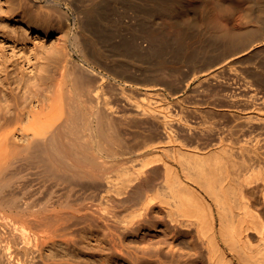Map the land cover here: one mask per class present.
<instances>
[{"label":"bare ground","instance_id":"bare-ground-1","mask_svg":"<svg viewBox=\"0 0 264 264\" xmlns=\"http://www.w3.org/2000/svg\"><path fill=\"white\" fill-rule=\"evenodd\" d=\"M109 2L91 0L85 10L80 11L83 19L75 46L78 49L85 47L87 60L95 65L100 60L111 59V66L119 65L129 71L130 82L119 81L115 96L134 108L140 124H149L150 127L154 123L155 126L156 123L164 125L162 129H165L163 134L167 143L161 144L172 152L168 154L163 149L164 153H160V147H154L156 150L150 156L139 155L134 160L125 155L127 158L117 159V153L111 147L89 146L86 133H104L107 127L114 125L118 115L99 87L83 94L84 100L77 107L71 102L65 103L60 93L59 98H53L45 107L48 112L37 116L28 130L21 127L22 110L17 107L11 114L9 105L1 102L0 132L12 125L19 127L0 134V228L5 232L3 237L0 235V241L3 240L0 243H7L4 250L7 248L8 252V258L5 260L3 255L4 261L0 258V264H47L44 258L43 263H39L44 247L53 248L61 243L70 245L72 220L80 218L81 208L78 206H84L85 201L91 205L90 209L93 208L87 209L92 212L86 211L89 215L85 219L90 216L91 223L98 221L101 232L110 235V240L112 238L118 247L124 244V237L134 233L139 234L143 245H147L144 243L148 242L150 232L145 228L154 222L155 226L163 225L156 228L157 231L172 238H193L190 243L192 251H186L188 255L175 250L174 241L170 239L166 240L169 251H165L161 243L158 244L162 247L156 245L155 252L152 250L157 257L170 255L172 264H264V248H258L252 240L256 237L264 244V207H260V202L264 206V175L261 177V168L256 169L264 163V105L261 106L264 96L260 95L263 91L256 92L264 89V70L260 73L263 81L253 75L258 83L253 76L250 78V82L255 80L252 85L247 83L255 87L250 95L253 102H246L250 105L249 111L245 107L248 112L241 115V122L243 125L246 122L247 128L240 129L242 125L239 131L236 129L238 132H233L235 124L241 120L236 123V116L234 128L227 134H230L229 139L223 128L225 134L221 130L215 133L219 128H215L214 133L211 130L213 136H206H215L218 141L214 138L216 145L212 144L215 146L211 149L208 145L207 151L206 148L198 149L204 153L194 150L199 146L188 150L180 148L176 143L180 138L176 140L177 133L173 131L176 128L171 129L170 125V130L168 127L170 121L168 124L167 118L160 114L141 110L128 99L122 86L131 85V90L151 95L160 88L157 85H164L165 78L181 73L187 64L196 67L204 63L201 70H205V79L234 63H248L249 70H258V73L263 68L260 67V53L264 51V20L257 18L254 27L230 29L198 25L203 17H196L195 13L188 19L183 16L186 12L198 11L199 5L181 3L180 7L160 10V14L175 15L174 24L166 18L158 21L141 14L137 20L139 28L132 31L130 41L119 37L118 46L131 47L130 51L125 50L128 56L110 58L106 39L111 24ZM34 4L38 5L35 0ZM263 4L264 0H258L254 12L262 9ZM11 6L15 5L12 3ZM164 7L169 8L170 4L164 3ZM211 7L202 5L199 14H207ZM230 13L227 12L228 16L233 15ZM174 26L179 27V31L167 32ZM190 30H205L209 36L191 35ZM54 53L60 60L68 57L67 61L71 63V54L65 49ZM23 80L22 75L17 77L18 88ZM8 89H13L10 73L2 66L0 93L5 101L9 100L6 97ZM74 134L78 135L74 137ZM130 162L121 172L114 173L118 166ZM259 179L262 183L254 185ZM260 185L263 186L262 198L255 191ZM150 186L152 190H149ZM79 200L83 202H77ZM76 202L78 206H75ZM4 250L0 253L5 254ZM157 261L159 264L160 260Z\"/></svg>","mask_w":264,"mask_h":264},{"label":"rangeland","instance_id":"rangeland-1","mask_svg":"<svg viewBox=\"0 0 264 264\" xmlns=\"http://www.w3.org/2000/svg\"><path fill=\"white\" fill-rule=\"evenodd\" d=\"M35 1L38 5L34 4V0H0V72L2 66H5L10 73L11 88H13L8 89V95L6 97L9 100L7 101H5L3 93H0V103L8 104L11 114L17 107L19 110H22L21 127L24 130H28L37 116H44L48 112V109H45V107L49 106L53 98H59L60 93H62L61 95H63L65 103L71 102L77 107L84 100L83 94H86L88 90L94 87H99L102 96L112 102L118 115L115 116L116 121L114 125L107 127L104 133H86L87 139L90 141L89 146L98 147L102 145L104 147H111L117 153V159H123L125 155L128 158L132 156L130 158L134 160L139 155L141 157L150 156L155 152L156 147L157 149L160 147V153L168 152L170 154L172 151L169 152L165 150V147H162L167 143H165L167 139L163 134V130L165 129H162L164 125L161 126L156 123L155 126L154 123L150 127L149 124H140V118L136 115L137 112L134 108L132 109L127 101L125 103L124 99H119V97L115 96L119 81L130 82L128 81V76H131L129 71L120 68L119 65L116 67L111 66L113 61L111 59H106L105 62L104 60H100V62H97L98 65H95L87 60L88 56L85 47L81 46L80 49L76 48V36L81 32V21L83 19V14L80 11L85 10L91 0ZM257 2L258 0H110V4L108 5V18H110L111 24L106 38L110 48V55L108 56L110 58H123L128 56L127 52L131 50V47L129 45L125 48L121 47V45L118 46L120 42L119 37L130 41L132 31L139 28L137 20L141 14L146 15L148 18L157 19L158 21L166 18L169 23L174 24L176 16L171 13H164L165 15L160 14V10L165 11L180 7L179 4L181 3H195L199 5L198 11L186 12L183 18L188 19L195 13L196 17L204 18L198 25H212L224 29H230L232 27H254L257 25V18L264 20V4L262 9L254 12V4ZM12 3L15 6H11ZM156 3L160 4L155 6ZM164 3L170 4V7L165 8ZM202 5L212 6L209 12L203 16L199 14V11H202ZM157 10L159 11L157 12ZM228 11H231L230 14L233 15L228 16ZM8 16H11V20L8 19ZM179 29V27L174 26L168 28L167 32L179 31ZM189 33L197 36H209V33L205 30H190ZM35 37L38 38L35 39ZM63 49L68 54H71L69 56L71 63H68V57L67 59L61 58L60 60L55 56L56 53L54 52L56 50L60 51ZM125 50L128 51L126 52ZM260 56V67L263 68H260L261 70L258 73V70H254L255 72L253 69L249 70L250 66L248 63H234L232 66H226L223 69L217 70L213 76L207 79H205V74H203L205 70H201L205 66L204 63L196 67L187 64L181 73L165 78L164 85L156 84L160 88L151 95L131 90L133 89L131 85L121 84L126 89L128 99L139 106L141 110L146 112L153 111L158 115L160 114L163 118H167L166 121L168 124L170 121L171 124L168 127L171 125V129L176 128L179 131H176V129L173 130L175 134L177 133L176 140L180 138V141H176L177 144L179 143L180 148L188 150L199 146L196 149L194 148V150L199 151V153H204L205 151L201 150L206 148L205 150L207 151L213 148L218 141L215 136L214 138L217 141L213 137H209L212 133L211 130H213V133L218 128V131L215 133H219V130H221V133H224V130H226V137L229 139L230 134H227L231 133L228 131L234 128L232 125L235 122L237 123L249 111L248 106L250 105L248 103H252L254 99H251L250 95L255 90L254 86L251 87L252 82L256 80V77L262 81L264 79V73H262L263 77L260 74L264 70V51H261ZM21 75L24 77V80L20 88H18L17 77ZM253 75L257 76L254 77ZM252 76L255 80L250 82ZM263 82L262 84H264ZM247 83L251 84H248L251 88L248 87ZM260 91H263L260 94L261 97L264 96V89L260 88L256 92L258 93ZM259 101L261 102V99ZM263 105L261 103V106ZM245 107L248 111L245 110ZM262 110L264 111V108ZM0 112L2 113L1 110ZM235 113L236 115H233ZM236 116L240 117L237 118ZM235 117L237 120H235ZM241 121L243 120L241 119L238 122L240 125L238 123L235 124L236 127L238 125V128L235 127L233 132L239 131V128L243 125ZM135 122L138 123L136 124ZM245 124L240 129H246L247 126ZM17 127L19 126L12 125L2 130L0 134L12 132ZM188 128H192L194 131ZM228 128L230 130H227ZM185 129H188L189 132ZM199 129L200 131L205 130V132L201 131L205 136L202 135ZM182 130L183 132H180ZM196 130L200 132L199 137L197 136L199 132ZM185 132L188 133L186 134ZM192 134L193 136L196 134L198 138L196 136L194 138ZM207 134L209 135L206 136ZM77 135L74 134L73 136L76 137ZM200 135H202V138ZM212 144L215 145L212 146ZM208 145L209 149H207ZM199 148L201 150H198ZM126 156L125 158H127ZM129 164L131 162L118 166L114 170V173L121 172ZM259 168H261L262 177L264 175V163L259 164L256 169ZM246 172L250 173V171ZM255 182L254 185L256 186L262 183L261 179ZM148 188L152 190L151 186ZM262 188V185H260L259 189L255 188L260 198H262ZM77 202L83 201L79 200ZM87 203L86 201L85 203L83 202L84 206H88L86 208L79 203L75 205L78 206L79 204L78 207L81 208L79 217L82 219L75 218L76 220H72L74 225L73 232L70 236V245L61 243L56 247L53 246V248L51 246L44 247V254L39 259V263H43L41 261L44 258L47 264H158V259L160 260L159 264H163L162 262L164 261V264H172V257L170 255L163 254L161 255L163 259H161V257H157L154 253L156 245L157 247H162L161 245H163V249L169 251L168 245L166 244L169 239L174 241L173 246L175 250L178 249L180 250L179 252L186 255L191 250L190 243L193 239L192 237L183 236L172 238V236L170 237V235H166L162 231H157L156 228L159 226L163 227V225L157 224L155 226L153 225L154 222L145 228V231L150 232L148 242L146 240V243H144L147 245H143L139 234L134 233L124 237L125 239L123 238L122 242L124 244L118 247L114 245L115 242L112 238L111 240L114 243L111 242L110 235L101 232V225L97 223L98 221L95 220L94 223H91L92 219H90V216L85 219L86 215L92 212L89 210H93V208H89L91 205ZM260 207H264L261 202ZM87 209L89 210L87 211ZM86 211L88 213H85ZM4 233L3 230L0 231L2 237ZM4 237L6 238V236ZM132 239H136L134 240L135 242ZM160 239L165 241V243L160 241ZM252 240L258 248H264L263 242L256 237H253ZM2 241L1 239L0 242ZM158 243H161V245ZM6 244L0 243V248L2 246L0 252L5 249ZM142 249H147V251L143 252ZM4 253H0V258L3 261V255L5 260L8 258V252L6 251Z\"/></svg>","mask_w":264,"mask_h":264}]
</instances>
